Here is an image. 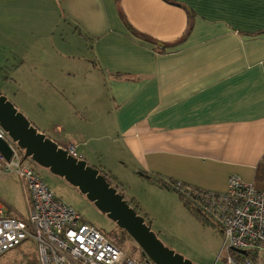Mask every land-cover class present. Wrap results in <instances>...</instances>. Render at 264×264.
Instances as JSON below:
<instances>
[{
    "label": "crops",
    "instance_id": "crops-1",
    "mask_svg": "<svg viewBox=\"0 0 264 264\" xmlns=\"http://www.w3.org/2000/svg\"><path fill=\"white\" fill-rule=\"evenodd\" d=\"M38 33L72 43L76 67L94 77L86 120L104 165L91 159L89 141L52 137L29 121L59 147L76 145L101 173L115 162L162 191L180 182L224 193L231 175L255 183L264 160V0H0L1 42Z\"/></svg>",
    "mask_w": 264,
    "mask_h": 264
},
{
    "label": "rangeland",
    "instance_id": "rangeland-1",
    "mask_svg": "<svg viewBox=\"0 0 264 264\" xmlns=\"http://www.w3.org/2000/svg\"><path fill=\"white\" fill-rule=\"evenodd\" d=\"M44 34L38 33L37 38L33 37L34 41L20 45L0 41V92L31 123L47 128L52 137L59 135L68 141L77 140L82 145L83 140L87 142L92 136L88 133L86 119L89 114L86 109L93 104H88L89 98H98L95 91L92 96L90 93L94 77H89L83 66L81 70L76 67L77 60L71 58L77 56L78 49L73 48L72 43L61 42L57 33L54 34L56 39H51L54 35L45 37ZM58 39L60 43H57ZM98 83L100 86V80ZM94 87L98 89L97 84ZM101 88L104 92L102 84ZM97 101L100 103V98ZM95 144L87 142V151L95 165L101 167L105 158L99 155V143L97 148ZM102 144L107 145L108 142ZM16 148L23 159L34 165L56 197L80 211L87 222L107 235L125 253L144 260L142 249L129 234L98 210L78 188L26 158L25 150L19 146ZM106 165L107 172L102 173L107 181L117 188L165 247L193 264H225L227 254H221L223 234L216 221L206 219L202 213L204 210H199L192 199L186 201L193 211L184 204L177 191L157 189L148 180H141L139 175L125 172L124 167L115 162H107ZM0 201L9 212L28 217L27 198L15 175L0 177ZM36 252L35 243L29 240L0 258V264H37Z\"/></svg>",
    "mask_w": 264,
    "mask_h": 264
},
{
    "label": "built area",
    "instance_id": "built-area-1",
    "mask_svg": "<svg viewBox=\"0 0 264 264\" xmlns=\"http://www.w3.org/2000/svg\"><path fill=\"white\" fill-rule=\"evenodd\" d=\"M0 139L12 150L10 160L0 151V177L15 175L28 202L25 218L9 212L0 201V258L32 240L38 264H154L143 254L140 261L125 253L80 211L56 197L1 127ZM63 149L68 156L83 160L76 145ZM170 184L216 221L224 237L221 254H227L225 264H264V189L237 175L230 176L224 193H194L180 182Z\"/></svg>",
    "mask_w": 264,
    "mask_h": 264
},
{
    "label": "water",
    "instance_id": "water-1",
    "mask_svg": "<svg viewBox=\"0 0 264 264\" xmlns=\"http://www.w3.org/2000/svg\"><path fill=\"white\" fill-rule=\"evenodd\" d=\"M0 127L40 167L65 179L87 196L91 203L117 226L126 231L154 264H193L164 246L145 224L144 219L128 205L107 178L98 170L78 161L54 141L39 133L29 120L0 92ZM0 151L10 160L12 150L0 139Z\"/></svg>",
    "mask_w": 264,
    "mask_h": 264
},
{
    "label": "trees",
    "instance_id": "trees-1",
    "mask_svg": "<svg viewBox=\"0 0 264 264\" xmlns=\"http://www.w3.org/2000/svg\"><path fill=\"white\" fill-rule=\"evenodd\" d=\"M188 34V33H187ZM184 39H180L179 41L175 42V45H180L183 42ZM255 184L257 186L258 189H264V160L259 164V166L257 167L256 170V176H255ZM179 197L182 199V201L184 202V204L191 210L192 208L190 207V204L188 203V201H186V199L184 198V196L182 194L179 193ZM207 219V218H206ZM37 263V261H36ZM32 264H35L34 262ZM38 264V263H37Z\"/></svg>",
    "mask_w": 264,
    "mask_h": 264
}]
</instances>
